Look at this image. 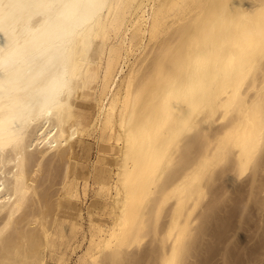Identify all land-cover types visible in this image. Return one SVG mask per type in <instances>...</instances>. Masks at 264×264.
<instances>
[{"label": "bare ground", "instance_id": "6f19581e", "mask_svg": "<svg viewBox=\"0 0 264 264\" xmlns=\"http://www.w3.org/2000/svg\"><path fill=\"white\" fill-rule=\"evenodd\" d=\"M0 259L264 264V0H0Z\"/></svg>", "mask_w": 264, "mask_h": 264}, {"label": "snow or ice", "instance_id": "6c2138e0", "mask_svg": "<svg viewBox=\"0 0 264 264\" xmlns=\"http://www.w3.org/2000/svg\"><path fill=\"white\" fill-rule=\"evenodd\" d=\"M12 7H15V5H12ZM0 264H20L19 261H13V260H6V259H0Z\"/></svg>", "mask_w": 264, "mask_h": 264}]
</instances>
